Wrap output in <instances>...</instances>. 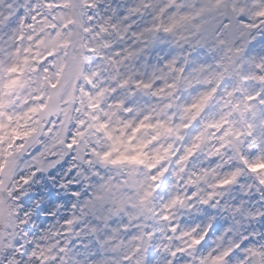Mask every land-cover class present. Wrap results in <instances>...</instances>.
<instances>
[{"label":"clouds","instance_id":"obj_1","mask_svg":"<svg viewBox=\"0 0 264 264\" xmlns=\"http://www.w3.org/2000/svg\"><path fill=\"white\" fill-rule=\"evenodd\" d=\"M11 2L4 0L5 13ZM17 2L23 5L28 0ZM112 2L119 6L122 0ZM106 7V2L101 3L90 14L108 15ZM60 11L39 10L49 23ZM248 22L261 24L258 17H250ZM82 23L87 25V19L83 18ZM12 27L0 29V66L17 64L14 72L0 71V202L12 212L11 225L7 217L0 222V232L5 233L0 264H7L9 257L17 264H34L30 256L17 254V246L27 253L37 242L54 244L58 237L51 233L59 229L58 221L64 213L71 214L73 203L88 206L98 193L105 198L83 217L96 226L97 234L86 236L85 242L95 244L98 238L102 240L103 249L96 245L94 250L107 255L112 264H120L121 256L133 253L132 264L136 260L145 264V249H150L147 264H170L173 260L175 264H200L202 259L209 260L223 248L231 247L242 235H251L252 244L264 247V184L260 182L264 180V140H253L247 135L246 122L232 108L239 96H226L221 87L208 101L201 102V93L217 87L215 81L205 83L203 76L199 80L194 77L191 86L186 87L178 73L166 68L167 79L153 81L154 87L148 91L134 87L131 80L128 86H119V80L130 74L133 79H151L153 68L163 67L167 48L125 62L118 71L107 60L89 55L81 65L82 75L63 83L74 94L75 103L70 107L75 119L85 120L87 128L88 123H95L85 115L91 112L106 123L111 139L95 128L88 129V139L90 148L108 155L102 161L85 154L84 159L94 162L89 166L74 159L77 151L73 147L65 150L55 167L33 176L37 170L25 166L39 151L32 142V130L46 128L51 120H58L56 115L49 116L38 107L45 102L39 98L41 91H50L42 78L51 76L56 81L57 69L52 61L57 57L41 58L45 50L35 38L28 39L29 35L35 36L30 29L22 30V40L12 39ZM248 40L252 42L245 45V59L264 57V25ZM17 49L18 60L9 55ZM24 60L27 64L21 62ZM94 71L98 73L95 76ZM83 75L92 76V83L97 86L93 88ZM11 80L16 83L5 88ZM169 83L177 87H167ZM101 87L110 91L100 98V107L93 112L84 92L95 95ZM154 90H159V94L153 95ZM196 104L201 106L193 107ZM31 108L37 111L30 112ZM220 121L225 122L218 128L213 126ZM230 128L239 131L240 136L229 133ZM256 135H261L259 127ZM74 163L77 167L70 170ZM21 177H28L29 183L24 184ZM229 177L232 179L227 185L220 184ZM74 191L80 194L78 198L71 195ZM13 192L19 199L10 195ZM205 200L207 204L202 203ZM118 204L121 207L117 208ZM237 206L241 210L234 215ZM122 224L127 225V232ZM45 236L49 239L44 240ZM201 237L206 238L199 246L193 245V238ZM176 248L185 251L175 257L169 255ZM240 261L237 255L231 264Z\"/></svg>","mask_w":264,"mask_h":264},{"label":"snow or ice","instance_id":"obj_2","mask_svg":"<svg viewBox=\"0 0 264 264\" xmlns=\"http://www.w3.org/2000/svg\"><path fill=\"white\" fill-rule=\"evenodd\" d=\"M105 2L107 3L105 12L110 14L102 16L98 13L90 14ZM7 7L9 11L5 13L4 0H0V29L12 25V39L20 40L23 39L22 30L30 29L35 36L29 35L28 39L35 38L36 44L45 50L41 58L57 57L52 61L53 67L57 69L56 81L53 82L51 76L42 78L50 91L47 94L41 91L39 98L44 99L45 102L38 107L49 116L56 115L58 120H51L46 128L32 130V142L38 146L39 151L32 156L31 161L26 162L25 166L37 170L33 172V176L55 167L66 154L65 150L73 147L77 151L74 159L89 166L94 162L84 159L85 154L95 155L102 161L108 155V153L100 154L95 148H90L88 139V129L91 128L103 131L104 135L111 139L106 123L101 122L91 112L85 115L95 123H88L87 128L84 127L85 120L75 119L70 107L75 103V97L63 83L65 79L70 83L72 79L82 75L81 65L89 59V55L107 60L118 71L125 62L135 61L152 50L167 48L168 52L163 57V67L153 68L151 79H133L130 74L128 78L119 80V86L126 87L131 80L134 87L148 91L153 89V81L167 79L165 68L178 73V79L186 87L191 86L194 77L199 80L203 76L205 83L215 81L217 87L202 92L200 101H208L221 87H224L226 96H239V99L232 104V108L246 122L247 135L253 140H264V57L253 56L245 59L247 53L245 45H250L252 42L248 40V36L264 25V0H251V6L249 0H122L119 6L114 5L112 0H43V3L39 0L35 3L28 0L23 5L17 0H12ZM41 8L50 11L62 9V11L55 13L52 16L53 22L49 23L48 18L39 12ZM250 17L260 18L261 24L249 23ZM83 18L87 19V25L82 23ZM2 39L3 37H0V40ZM108 50L111 51L105 55ZM24 51L30 52L31 49ZM61 52L63 55H60ZM9 55L18 60L19 49L14 53L10 52ZM37 55L40 56L39 53ZM21 62L27 64V60ZM16 70L15 62L6 68L0 66V71ZM44 71L48 72V69ZM97 74L94 71L92 75ZM83 78L93 88L97 86L92 83V76L83 75ZM15 83V80H11L5 88ZM226 85L231 87H225ZM166 86L174 88L177 84L169 83ZM106 91L110 89L101 87L95 95L84 92L88 99V108L93 112L99 108L100 98ZM152 94L158 95L159 90H154ZM2 104L3 101H0V105ZM199 106L201 105H193V107ZM29 111L35 112L37 109L31 108ZM105 114L111 115V113ZM223 122L225 121L216 122L213 126L218 128ZM73 123L75 127H72ZM258 127L261 129L259 137L256 135ZM65 133L68 135L66 136ZM229 133L237 137L241 134L231 128ZM23 135L27 136L28 133ZM39 136H44L45 139L40 140ZM116 162L112 161V163ZM75 167L77 165L74 163L70 170ZM235 175L233 173L232 177ZM232 177L220 181V184L227 185ZM21 179L24 184L29 183L28 177ZM260 182L264 184V180ZM10 195L19 199L15 192ZM71 195L73 198H78L80 194L74 191ZM104 198V194L98 193L88 206L79 202L73 203L71 214L64 213L58 221L59 229L51 233L58 237L54 244L37 242L30 246L27 253L22 247L17 246V254L30 256L34 264H112L107 255L102 256L100 251L94 250L96 245L103 249L102 240L98 238L95 244L85 242L86 236L97 234V228L85 222L83 217L87 215L90 207H95L96 202ZM202 203L207 204L208 201ZM119 207L121 205L118 204L117 208ZM240 210L237 206L233 210L234 215L239 214ZM5 217L11 225L12 212L10 208L6 210L3 202H0V222H3ZM121 227L125 232L128 231L127 225L122 224ZM204 238L206 237L193 238V245L199 246ZM4 239L5 233L0 232V247L3 246ZM48 239L49 236L44 237V240ZM251 241V235H242L231 247L223 248L219 253L213 254L209 260L202 259L200 264H231L232 258L237 255L241 257L240 264H264V247H257ZM139 251L137 247L135 252ZM184 251V248H176L170 251L169 255L175 257L183 254ZM148 252L150 249H145V264H147ZM134 256L135 253L121 256L120 264H132ZM7 264H17V262L9 257ZM136 264H140V261L136 260ZM170 264H175V260L170 261Z\"/></svg>","mask_w":264,"mask_h":264}]
</instances>
